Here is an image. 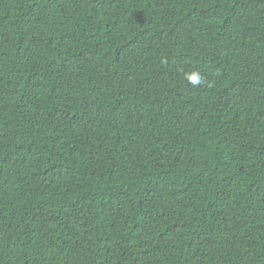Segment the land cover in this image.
Instances as JSON below:
<instances>
[{"label": "trees", "instance_id": "obj_1", "mask_svg": "<svg viewBox=\"0 0 264 264\" xmlns=\"http://www.w3.org/2000/svg\"><path fill=\"white\" fill-rule=\"evenodd\" d=\"M0 264H264V0H0Z\"/></svg>", "mask_w": 264, "mask_h": 264}, {"label": "clouds", "instance_id": "obj_2", "mask_svg": "<svg viewBox=\"0 0 264 264\" xmlns=\"http://www.w3.org/2000/svg\"><path fill=\"white\" fill-rule=\"evenodd\" d=\"M188 80L193 84V85H198L201 83L202 78L199 76L198 73H193L189 75Z\"/></svg>", "mask_w": 264, "mask_h": 264}]
</instances>
